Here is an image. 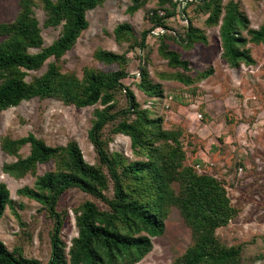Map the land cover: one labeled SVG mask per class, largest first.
Returning <instances> with one entry per match:
<instances>
[{"label": "trees", "instance_id": "1", "mask_svg": "<svg viewBox=\"0 0 264 264\" xmlns=\"http://www.w3.org/2000/svg\"><path fill=\"white\" fill-rule=\"evenodd\" d=\"M105 1L41 0L47 15L45 26H63L60 37L47 47L34 14L35 0H19L16 20L0 24V36L3 37L0 41V112L34 98H54L78 108L99 102L103 105L96 109L89 132L98 155L97 164L85 160L76 141L52 147L34 134L0 140L2 150L17 157V161L5 163L2 171L16 180L28 174L36 175L40 164L55 162V171L37 177L34 188L24 187L19 191L45 207L53 222L52 250L47 264H138L152 251L151 238L164 234L172 208L179 210L193 237V243L177 264H248V261L262 260L264 255L248 253L250 248L245 244L229 248L220 244L216 230L227 226L238 213L225 185L214 175L198 173L195 167L185 165L182 131L164 129V119L154 117L151 109L141 108L133 90L122 83L128 76L124 55L107 50L95 53V59L100 62L118 64L120 69L115 72L86 68L81 80L74 74L62 72L58 61L72 50L89 28L87 12ZM147 3L148 0H133L128 10L135 14ZM193 3L198 12L209 15L207 25H220L222 57L228 65L232 68L242 64L255 65L247 46L264 45V21L258 29L250 28L238 2L231 0L224 5L223 0H157L156 8L149 11V22L153 28L169 30L157 36L159 53L172 69L181 70L160 77L191 85L203 81L212 72L209 69L192 76L188 73L189 61L170 48V43H177L185 50L208 43L206 32L196 27L189 17L188 8ZM177 15L188 21L184 32L177 33L167 23L169 18ZM114 32L117 42H130L131 46L142 49L147 47L151 34V30H144L138 42L129 23L118 25ZM35 49L38 52H31ZM51 58L56 61L48 64L43 75L27 80L30 72L40 70ZM140 78L138 86L145 94L158 99L164 97L161 85L150 79L147 67L140 66ZM119 89L125 91L129 106L114 110V92ZM107 126H110V136L104 139ZM113 135L130 138L136 159L130 161L120 152L109 151L108 144ZM26 145H30V154L24 158L20 150ZM71 189H79L91 199L73 209L78 234L66 249L62 232L68 212L59 211L58 204ZM110 189L113 190L112 197L106 194ZM98 201L103 203L102 206ZM12 203L8 185L1 182L0 221ZM0 264L40 262L26 257L21 248L9 251L0 240Z\"/></svg>", "mask_w": 264, "mask_h": 264}, {"label": "rangeland", "instance_id": "2", "mask_svg": "<svg viewBox=\"0 0 264 264\" xmlns=\"http://www.w3.org/2000/svg\"><path fill=\"white\" fill-rule=\"evenodd\" d=\"M35 1L34 14L42 28L44 46L47 47L60 37L63 26L46 27L47 15L41 0ZM230 1L223 0V4ZM234 1L238 2L241 12L248 18L249 27L258 29L264 21V0ZM156 2L148 0L142 9L131 14L128 9L133 0H106L103 5L87 12L89 28L58 63L62 72L74 74L81 80L86 68L104 73L120 69L116 63L105 64L95 59L98 50L124 55L128 76L122 83L133 90L141 108L151 109L154 117L164 119V129L182 131L185 165L195 167L198 173L214 175L225 185L238 213L227 226L216 230L215 236L220 244L227 248L245 244L250 248L248 253L264 255V45L247 46L255 65L230 67L222 57L220 25H207L209 15L198 12L193 3L188 8L189 17L196 27L206 32L208 43L196 44L191 50L170 43V48L189 61L188 73L192 76L209 69L212 72L203 81L191 85L164 79L160 75L181 70L172 69L159 53L160 40L157 36L169 30L153 28L149 22V11L156 8ZM19 11V0H0V24L13 23ZM123 23L133 26L138 42L144 30H151L146 48L133 47L130 42H117L114 30ZM167 23L177 33L184 32L188 25L186 18L181 15L169 18ZM243 34L247 36L246 32ZM2 39L0 36V41ZM31 52L36 53L38 50ZM55 61V58H51L40 70L30 72L27 80L43 75L48 64ZM140 66L147 67L150 79L161 85L164 91L162 99L145 94L138 86L141 81ZM114 97V110L129 106L122 89L116 90ZM101 108L103 105L100 102L78 108L54 98L23 101L17 107L0 112V140L20 139L34 134L52 147L66 146L76 141L85 160L97 164L98 155L89 132L95 120V111ZM103 135L104 139L110 136V126L105 128ZM108 149L110 152L122 153L130 161L136 159L129 137L113 135ZM20 154L27 157L30 145L24 146ZM15 161L17 157L5 153L0 143V183L8 185L13 200L0 221V240L9 251L21 248L26 257L47 264L51 257L53 222L45 207L21 195L19 191L24 187L34 188L37 177L55 171V162L40 164L36 175L28 174L16 180L2 171L5 163ZM174 186L178 189L176 183ZM106 194L112 197L113 190L110 189ZM88 198L91 199L79 189H71L59 201L58 210L68 212L62 232L66 249L78 234L73 209ZM98 204L102 206L103 203L98 201ZM151 241L152 251L138 264H177L193 243V237L179 210L172 208L164 234L152 237ZM248 264H264V258L257 262L248 261Z\"/></svg>", "mask_w": 264, "mask_h": 264}, {"label": "built area", "instance_id": "3", "mask_svg": "<svg viewBox=\"0 0 264 264\" xmlns=\"http://www.w3.org/2000/svg\"><path fill=\"white\" fill-rule=\"evenodd\" d=\"M182 1H184V0H182Z\"/></svg>", "mask_w": 264, "mask_h": 264}]
</instances>
